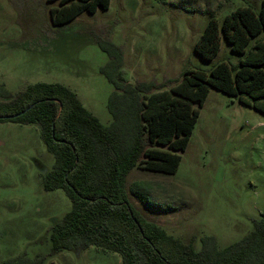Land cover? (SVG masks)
Wrapping results in <instances>:
<instances>
[{"label": "rangeland", "instance_id": "rangeland-1", "mask_svg": "<svg viewBox=\"0 0 264 264\" xmlns=\"http://www.w3.org/2000/svg\"><path fill=\"white\" fill-rule=\"evenodd\" d=\"M22 4L0 0V81L13 92L30 83H63L108 125L115 87L101 72L109 56L95 33L124 45L123 72L132 83L209 71L222 61L237 67L244 55L223 34L209 60L197 42L212 18L222 22L248 5L259 12L262 0H111L108 9L85 10L61 27L52 24L47 0H29L32 12L23 16ZM181 153L174 174L131 170L132 205L169 233L194 239L197 249L205 235L223 249L253 231L264 214V113L211 88ZM54 164L38 124L0 121V262L26 254L45 257L42 264H122L120 253L96 246L52 253L53 226L73 207L63 188L44 186Z\"/></svg>", "mask_w": 264, "mask_h": 264}, {"label": "trees", "instance_id": "trees-1", "mask_svg": "<svg viewBox=\"0 0 264 264\" xmlns=\"http://www.w3.org/2000/svg\"><path fill=\"white\" fill-rule=\"evenodd\" d=\"M47 2L52 24L60 27L85 10L94 13L111 4ZM22 3L17 10L21 16L32 12L29 0ZM221 34L234 52L244 55L237 67L222 61L209 71L187 69L179 77L132 83L123 72L124 45L95 33V41L109 56L101 72L115 87L108 100L113 117L108 125L63 83H30L13 92L0 81V115L27 110L13 120L38 124L55 155L44 186L63 188L72 200V209L53 226L52 253L96 246L120 253L122 264H264V214L240 241L220 249L213 236L205 235L197 249L194 239L175 236L148 219L127 193V177L135 167L177 172L211 88L264 113V0L259 12L248 5L237 7L222 22L212 18L196 45L201 57L209 60L218 53ZM44 259L24 254L0 264H42Z\"/></svg>", "mask_w": 264, "mask_h": 264}, {"label": "water", "instance_id": "water-1", "mask_svg": "<svg viewBox=\"0 0 264 264\" xmlns=\"http://www.w3.org/2000/svg\"><path fill=\"white\" fill-rule=\"evenodd\" d=\"M26 111H27V110H24V111H22V112L19 113V114H13V115H0V118H1V119H13V118H15V117H17V116H19V115L25 113Z\"/></svg>", "mask_w": 264, "mask_h": 264}]
</instances>
